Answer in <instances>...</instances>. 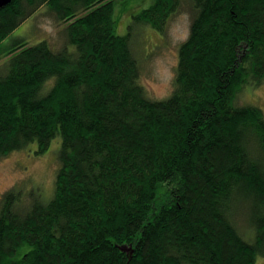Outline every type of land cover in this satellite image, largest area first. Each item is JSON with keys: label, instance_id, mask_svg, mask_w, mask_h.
Here are the masks:
<instances>
[{"label": "trees", "instance_id": "obj_1", "mask_svg": "<svg viewBox=\"0 0 264 264\" xmlns=\"http://www.w3.org/2000/svg\"><path fill=\"white\" fill-rule=\"evenodd\" d=\"M133 1L0 8V158L31 145L38 156L57 142L59 164L48 202L31 193L23 204L21 189L0 198V264L264 258V113L237 101L264 81V0ZM181 3L191 17L174 89L151 100L132 29L162 34ZM39 11L61 26L63 47L3 44ZM123 16L128 30L118 35Z\"/></svg>", "mask_w": 264, "mask_h": 264}, {"label": "rangeland", "instance_id": "obj_2", "mask_svg": "<svg viewBox=\"0 0 264 264\" xmlns=\"http://www.w3.org/2000/svg\"><path fill=\"white\" fill-rule=\"evenodd\" d=\"M148 3L145 1L142 6ZM128 5L129 2L126 7ZM138 9L139 7L134 10ZM34 17L33 21L31 18L19 26L11 35V39L5 40L3 44L10 46L24 39L34 45L47 40L53 48L63 47L65 37L63 33H59L61 26L57 27L52 17L41 14L40 11ZM190 17L188 6L181 3L176 13L168 19L162 34L143 24L133 27L132 47L134 46L140 69L139 84L147 98L163 100L171 95L178 50L189 35ZM129 20L128 16L121 18V25L116 30L118 35L126 34ZM3 62L4 59L1 63ZM237 101L242 105L260 108L264 113V81L257 86H244ZM57 149V142H53L45 153L37 156L34 154L35 145H31L0 158V198L11 189H21L24 193L23 204L30 201L31 193L33 196L40 193L42 202H48L54 193L55 174L59 167ZM235 224L240 234L250 241L251 230L245 226L243 220L238 218ZM255 264H264V258L258 256Z\"/></svg>", "mask_w": 264, "mask_h": 264}, {"label": "water", "instance_id": "obj_3", "mask_svg": "<svg viewBox=\"0 0 264 264\" xmlns=\"http://www.w3.org/2000/svg\"><path fill=\"white\" fill-rule=\"evenodd\" d=\"M12 0H0V8L5 7L6 5L10 4ZM123 247L122 249H124Z\"/></svg>", "mask_w": 264, "mask_h": 264}]
</instances>
